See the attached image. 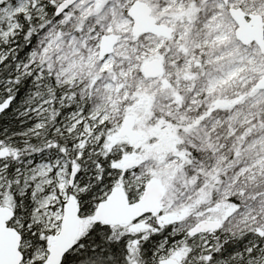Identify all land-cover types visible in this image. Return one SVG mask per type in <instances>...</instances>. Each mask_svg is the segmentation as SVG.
<instances>
[{
	"label": "snow or ice",
	"instance_id": "obj_1",
	"mask_svg": "<svg viewBox=\"0 0 264 264\" xmlns=\"http://www.w3.org/2000/svg\"><path fill=\"white\" fill-rule=\"evenodd\" d=\"M0 264H264V0H0Z\"/></svg>",
	"mask_w": 264,
	"mask_h": 264
}]
</instances>
